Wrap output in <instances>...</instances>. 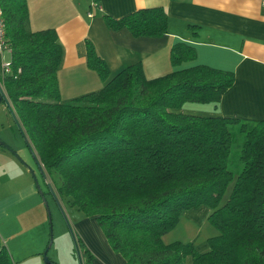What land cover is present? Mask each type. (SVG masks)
<instances>
[{
	"label": "trees",
	"instance_id": "16d2710c",
	"mask_svg": "<svg viewBox=\"0 0 264 264\" xmlns=\"http://www.w3.org/2000/svg\"><path fill=\"white\" fill-rule=\"evenodd\" d=\"M0 8L9 53L0 85L54 197L93 215L125 264H183L185 255L190 264H264V122L176 110L184 102L216 103L233 80L230 70L194 64L146 77L135 61L110 75L85 38V64L102 85L60 100L54 28H28L26 0H0ZM101 18L132 36L166 32L160 5ZM193 55L184 42L168 49L170 65ZM199 204L210 208L206 221L216 229L207 248L163 242L180 211ZM74 241L89 261L80 238ZM0 264H15L2 242Z\"/></svg>",
	"mask_w": 264,
	"mask_h": 264
},
{
	"label": "crops",
	"instance_id": "0c3cea01",
	"mask_svg": "<svg viewBox=\"0 0 264 264\" xmlns=\"http://www.w3.org/2000/svg\"><path fill=\"white\" fill-rule=\"evenodd\" d=\"M263 2L98 0L92 5L90 0H26V5L31 28L52 26L56 32L61 48L56 68L60 100L102 85L95 71L85 64L84 39L88 38L107 64L110 75L135 61L140 63L146 77L194 64L230 70L233 80L216 103L184 102L176 110L264 122ZM152 5L162 6L167 15L166 32L160 35L132 36L123 27L106 26L101 18V13L116 17ZM91 9L98 16H93ZM190 23L197 26L188 28ZM175 42L193 47L194 55L170 65L168 49ZM9 131L13 132L10 125ZM14 139L15 136L0 132L3 143H0V242L15 264H42L37 254L47 237L44 238L38 185L28 174L30 156L25 146L13 142ZM209 211L204 204L182 209L175 225L162 234V241H190L196 250H205L207 237L215 234L206 221ZM67 216L73 235L91 253L89 264H125L123 257L109 247L93 215L70 210ZM190 262V256L185 255L183 264Z\"/></svg>",
	"mask_w": 264,
	"mask_h": 264
},
{
	"label": "rangeland",
	"instance_id": "374dc122",
	"mask_svg": "<svg viewBox=\"0 0 264 264\" xmlns=\"http://www.w3.org/2000/svg\"><path fill=\"white\" fill-rule=\"evenodd\" d=\"M91 11L93 13V16H98L97 13L94 11V9H91ZM26 24L28 28H31L32 25L29 24L28 21ZM8 56H9L8 51L2 50L1 58H0L2 60H0V62L7 61ZM196 103H200V102H196ZM7 105L9 106V108ZM9 109H10V105H9L8 100L1 99L0 100V132L3 135L7 133L11 136H15L16 139H14L13 142L17 144L18 143L23 144L26 148L25 150H27L30 156L29 158L27 153H23V155L26 158H29L28 165L31 167V170L35 176L39 191L42 192V196H41L37 189L38 194H39L38 196L41 202L40 203L41 212H42L43 220H44V223H43L44 224V234H45V236L43 234L44 238L46 237L48 238V225H50V243L46 250V257L49 260L52 259L55 261V263H52V264H89L90 262L86 260L83 254L80 252L79 246L76 245V243H74L75 242L74 235L70 229V225H69L70 223L68 221V216H67L68 212L70 210L73 212H76L77 209L73 205H70L65 197H54L51 194L46 184V180L48 179L45 178L46 179L45 180L42 174L40 173L39 169L37 168L36 163L34 162L31 156L30 150L28 149L25 143L24 137L18 130L17 124L12 117V114L10 112L11 109L10 110ZM9 125L13 129V132L9 131ZM239 141H240V137H237L236 140L232 142V145H231L232 150H238ZM229 187H230V183L226 186L224 193L222 195V199L226 195ZM42 199L45 201V205L48 210L49 220H50L49 223L47 220L46 208H45V205ZM210 228H212L214 230V233H216V229L214 227L210 226ZM37 256L40 258L43 264L44 262H43L41 253L37 254ZM84 260L88 262L84 263L85 262ZM48 264H51V263H48Z\"/></svg>",
	"mask_w": 264,
	"mask_h": 264
},
{
	"label": "water",
	"instance_id": "95a60500",
	"mask_svg": "<svg viewBox=\"0 0 264 264\" xmlns=\"http://www.w3.org/2000/svg\"><path fill=\"white\" fill-rule=\"evenodd\" d=\"M1 99L6 100V97H5V95L3 94L2 90L0 89V100H1ZM6 104H7V102H6ZM7 106H8V105H7ZM9 110H10V109H9ZM12 117H13V116H12ZM13 119L15 120L14 117H13ZM15 122H16V120H15ZM16 124H17V123H16ZM17 127H18V130H20V127L18 126V124H17ZM24 140H25V143L28 144L25 138H24ZM0 143H2V142H0ZM2 144H3V143H2ZM27 147H28V146H27ZM28 149H29L30 152H31L32 158H34L33 160L37 163V168L39 169L40 173L42 174L41 167H40V165L38 164L37 159L34 157V154H33L32 150H31L30 148H28ZM15 155H16V154H15ZM16 157H17V155H16ZM28 171H29V173H30V175H31V177H32V179H33L35 185L37 186L36 179H35V176H34L32 170L28 168ZM37 189H38V187H37ZM50 192H51V194L53 195L52 191H50ZM53 196H54V195H53ZM42 200H43V199H42ZM43 202H44V205H45V201H44V200H43ZM45 208H46L47 220H48V223H49L50 220H49V214H48V210H47L46 205H45ZM49 243H50V225H48V238H47L46 245H45L44 248L41 250V255H42V259H43V262H44V263H48V262H50V260L46 257V250H47V247H48Z\"/></svg>",
	"mask_w": 264,
	"mask_h": 264
},
{
	"label": "built area",
	"instance_id": "2783aa9c",
	"mask_svg": "<svg viewBox=\"0 0 264 264\" xmlns=\"http://www.w3.org/2000/svg\"><path fill=\"white\" fill-rule=\"evenodd\" d=\"M4 45L5 44L3 42V18H2L1 8H0V58H1V51L2 50H7ZM0 60H2V59H0ZM7 65H8V60L4 61V62H0V74L3 71L7 70ZM0 88H1V85H0ZM1 90H2V88H1Z\"/></svg>",
	"mask_w": 264,
	"mask_h": 264
}]
</instances>
